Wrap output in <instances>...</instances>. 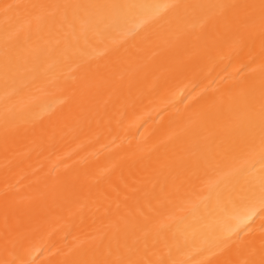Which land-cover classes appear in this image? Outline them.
Wrapping results in <instances>:
<instances>
[{
    "label": "bare ground",
    "instance_id": "obj_1",
    "mask_svg": "<svg viewBox=\"0 0 264 264\" xmlns=\"http://www.w3.org/2000/svg\"><path fill=\"white\" fill-rule=\"evenodd\" d=\"M0 264H264V0H0Z\"/></svg>",
    "mask_w": 264,
    "mask_h": 264
}]
</instances>
